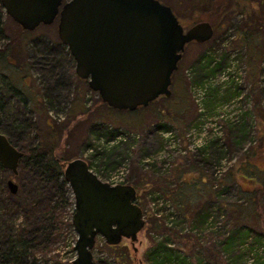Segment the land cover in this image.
I'll return each instance as SVG.
<instances>
[{"label": "rangeland", "instance_id": "1", "mask_svg": "<svg viewBox=\"0 0 264 264\" xmlns=\"http://www.w3.org/2000/svg\"><path fill=\"white\" fill-rule=\"evenodd\" d=\"M66 1L68 0H63ZM159 1L172 8L185 30L199 20L206 22L202 19L201 11L204 5L213 3L215 17L212 21H207L213 28V36L203 44L190 43L185 47L172 76L169 98H158L147 107L133 112L108 108L102 103L98 93L90 90L87 81L77 77L75 63L57 35L58 19L51 25H41L34 31L22 32L5 14L3 8H0V50L9 45V50L0 54V100L3 105L0 109V133L23 153L37 144H47L57 148L58 158L82 159L103 181L116 176L117 172H123L124 180L128 184L136 185V195L138 194L144 208L148 206L146 195L150 190H168L179 215L182 216L180 212L189 214L211 199L210 175L216 156L210 152L208 157L189 154L180 158L174 154L175 161L169 173L151 171L143 166L142 161L165 146L162 136L165 132L162 127H170L171 131L183 136L198 123L191 88L194 86L193 81L201 75L197 65L199 57L213 47L230 51L232 56L229 65L242 69V87L252 97L258 113L254 132L257 144L247 146L246 143L243 150L244 144L237 146L230 139V135L237 137L238 134L228 133V129L227 140L233 153L230 158L233 162L221 180L223 184L228 183L230 196L225 202L231 206L230 225L243 226L249 231L246 244L234 252L237 264H264V195L257 194L256 200L244 203H237L234 196L240 189H261L259 183L264 177V83L261 89L255 84L261 70L264 73V0H228L227 10L223 6L227 4L224 0ZM195 70L196 79L194 76H186V71L191 76L190 71ZM12 90L17 95H12ZM260 96L262 101L259 100ZM48 124L52 126L51 130ZM245 148L250 152L245 151ZM253 149L260 150L259 158L254 160L253 173L258 185L251 182L253 186H242L240 179L235 180L238 176L235 169L250 156ZM3 179L14 181L17 185L15 194L7 186L3 187ZM39 179L40 175L26 169L18 168L17 174L0 170V255L6 249V234H15L26 228V224L33 222L14 203L18 200L30 202L34 199L49 202L51 205L60 204L61 193L49 186H41ZM68 189L62 215L57 218L58 239L49 244L46 251L41 248L31 250L27 256L12 252L16 264H58L65 258V252L68 251H65V246L77 238L72 227L73 197L69 186ZM154 222L156 221L153 218H146L137 240L132 243L129 239L122 238L119 245L123 248L116 250L109 247L102 237L97 236V246L92 253L94 264H119L115 259L119 251H128L131 258L128 264H150L145 253L155 241L150 233ZM155 226L159 231L177 235L173 248L180 246L190 258L195 259L192 252L195 251L196 244L192 245L190 238L195 237L194 235H181L176 230H167L159 223ZM216 239L217 235L210 233L204 238L206 245L201 246L207 250V245L211 244L212 248ZM194 240L200 245L195 238ZM204 252L205 255L212 254L215 258L211 249ZM231 255L233 256V252ZM216 260L217 264H230L223 254L219 257L216 255Z\"/></svg>", "mask_w": 264, "mask_h": 264}, {"label": "water", "instance_id": "2", "mask_svg": "<svg viewBox=\"0 0 264 264\" xmlns=\"http://www.w3.org/2000/svg\"><path fill=\"white\" fill-rule=\"evenodd\" d=\"M22 30L34 31L58 19L57 35L75 63V73L116 111H136L171 96L173 73L185 47L213 36L207 22L185 30L170 7L158 0H0ZM23 153L0 133V165L13 174ZM73 197L77 234L72 264H94L97 236L107 245L137 240L145 221L132 184L101 180L82 159L63 164ZM11 193L17 185L7 180Z\"/></svg>", "mask_w": 264, "mask_h": 264}, {"label": "trees", "instance_id": "3", "mask_svg": "<svg viewBox=\"0 0 264 264\" xmlns=\"http://www.w3.org/2000/svg\"><path fill=\"white\" fill-rule=\"evenodd\" d=\"M224 2H227V4H223L225 10H227L229 7L228 5L229 1L224 0ZM212 4L203 6L204 9L201 11L203 13L202 14L203 21L204 20L206 22L212 21L213 17H215L213 13L214 7H212ZM164 5L170 7L167 4ZM220 5H218V7H220ZM0 8H2L1 5ZM208 8L211 9L209 10ZM207 9L211 11V14L208 12ZM176 17L177 19H179L178 16ZM199 22L201 21L199 20ZM19 29L22 32H26L21 28ZM1 32H2V24L0 17V33ZM8 50H9V45H7L4 50L2 51L0 50V54H3ZM218 50H220L219 47L218 49L216 48L214 49L213 47L212 50L209 49L199 57L197 65H198V70H200L201 72V75L199 77L196 76L199 82L207 78L212 79V77H214L217 73H220L229 63L230 55L232 53L230 51H225L224 49L220 51ZM195 73H197L196 70ZM196 77L194 75L195 79ZM221 88L222 87H218V86L209 87L208 90L209 98L208 101L206 102L207 112L212 111L218 102L229 101L233 99L239 94L240 91L239 87H237L236 85H228L224 88V90ZM0 91H2V89H0ZM14 91L13 90L11 91L12 95H17L16 91L15 92ZM2 108L3 105L0 100V109ZM255 114H256L255 120L257 122L258 113L256 108H255ZM251 120H252L251 116L245 113L242 119L240 120V122L236 124L234 123L227 124L225 127L226 136L224 139L225 141L224 145L220 144V142L217 140L214 141L212 140L206 146L200 149L198 153H196L195 155L199 154L202 157H205L206 155L208 157L209 155L208 152H210L214 156H216L213 160L214 162H216L225 154L226 151L229 152L230 154H233L228 144L229 142L227 140L228 129H229L228 133L235 132L239 136V137L238 136L235 137V135L233 134L230 135V139L235 145L239 146L241 144H244L242 146L243 150L244 147L246 146V143L250 144V146H255V145H251L254 141H256L257 144V136L253 135V131H252L253 126ZM47 126L49 127L50 130L52 129L51 125L48 124ZM162 128L164 129L163 131H171L170 127L164 126ZM254 131H256V125ZM9 142L13 145V143L10 140ZM13 146L15 147V145ZM223 146L226 147V150L223 148ZM56 151L57 148L54 146H50L47 144H37L29 148L25 153L22 152L23 157L19 161L18 168L20 170L26 169V171L27 170L32 171L35 175H40L41 179H39L40 181L39 184L41 186H45V187L49 186L50 188H54L55 190H58L61 193V202L58 205H51L49 202H45L43 200L32 199L30 200V202H27L25 200H21V201L18 200L16 203H14L15 205L18 206L19 209L22 208L25 213V216L28 217L27 219H33V222L31 224H26L28 225L26 228L20 229V231H18L15 234H10V233L6 234L4 239L7 245H6V249L3 251V254L0 255V264H16L17 261L13 259L12 252H17L21 255L27 256L29 255V253H31L29 252L31 250H36L41 248V250L46 251L49 249L48 246H50L51 243H53L57 238L58 235L57 230L59 229L58 226L59 221H57V218L60 215H62V209L64 208L66 201L65 197L66 195H68L69 192L68 184L66 183L63 177V164L70 160H73V158H58L56 155ZM245 151H249V149H245ZM0 170L4 171L5 169L2 168V166L0 165ZM253 173L254 171H250L251 175H253ZM210 181L212 187L211 199L208 200L207 203H203L197 208L193 209L189 214L181 213V212L180 214L182 215V217L191 218V220L195 222L194 224L198 226H202L208 221V218L212 215V212L214 211L221 212L224 210L226 216V221H225L226 223L224 224L223 231H219L218 233L216 232L218 239L215 240V245H213L212 248H210L211 244H209L207 245L208 249L205 250L203 249L204 246H201L198 243L194 242L195 241L194 237H190L192 240V245L196 244L195 251L194 252L191 251L192 253L195 254V259H192V257L190 258L187 255V252L184 249L180 248V246H178V248L167 246V242L170 240V238H172L174 242L177 241V235H172L170 233V235L166 237L163 241L160 242L153 241L154 243L146 251L145 256L150 264H217L216 255H218L219 257L222 254L228 258V263L237 264V258L236 256H234V252L236 249L246 244V239L249 238V234H248L249 231L248 228H245L243 226L230 225L232 224L231 217L229 214L231 206H229L228 203L225 202L226 201L225 199L230 196L227 186L228 183L223 184L222 180H220V184L218 188L214 189L211 176H210ZM1 184L3 185L4 188H6L7 181H4L3 179L1 181ZM256 184L258 185L257 182L254 185ZM259 185H261V189L260 188L259 189L253 188L252 190L240 189L238 192H236L234 196L237 200V203L240 202L244 203L245 201L248 200L254 201L258 198V195H264V177L261 178V183H259ZM134 187L137 189L136 185H134ZM159 189L162 190V192L172 200V195L168 190H163L162 188ZM263 199L264 196L262 197V200ZM139 200H140L139 196L137 195L136 197L137 204H141ZM172 202L176 207L173 200ZM251 203L253 202L251 201ZM176 209L178 210L177 207ZM241 218L243 219V217ZM153 224H154L153 230L158 232H164L162 230L159 231L156 229L157 226H155V224H157V222H154ZM180 238L183 237L180 236ZM109 247L113 248V250H116L117 248L122 246L118 244L111 246L109 245ZM217 248H219V250ZM210 249H211V253L214 252L215 258L214 255L211 256L212 254L205 255L204 251L209 252ZM232 252H233V256L231 255ZM115 259L116 261H118L119 264H128V262L130 263L131 260L128 251L127 252L119 251Z\"/></svg>", "mask_w": 264, "mask_h": 264}, {"label": "built area", "instance_id": "4", "mask_svg": "<svg viewBox=\"0 0 264 264\" xmlns=\"http://www.w3.org/2000/svg\"><path fill=\"white\" fill-rule=\"evenodd\" d=\"M231 56L232 54L230 57ZM229 64L230 63H228L220 73H217L212 77V79L207 78L201 82H199L198 79L197 81L194 79L197 83L195 81L192 83L194 86L191 88V98L197 109L198 123L189 128L183 136L176 131H164L165 133H163L162 136L165 140V146L155 155H150L142 161L145 168L160 173H169L173 168V163L175 161L174 154L180 156V158L186 157L189 154L195 155L212 140H217L220 144L224 145L226 125L229 123L236 124L240 122L245 113L252 118L251 123L254 135L256 114L253 99L250 95L246 94V91L242 87V69ZM190 72L192 74L191 76L189 71H186V76L190 78L196 74L195 71ZM257 80L256 84L259 89H261L264 83V73L262 70ZM228 85H236L239 87V94L229 101L218 102L212 111L207 112L206 102L209 98V87L218 86L222 87L221 89L224 90ZM259 100L262 101L261 96L259 97ZM251 145H256V141ZM247 146H250V144ZM223 148L226 150V147L223 146ZM231 155L232 154L226 151L218 161L214 162L210 175L214 189L218 188L220 180L225 172L232 166L231 164L233 160L230 159ZM115 175L116 176L107 180V182L112 185L127 183L124 180L123 172H117ZM146 196L148 198V206L147 208H143V217L145 220L146 218L151 217L159 224H162L167 230H176L181 235L190 233L195 236L194 238L200 243V245H205L204 238L210 233L217 234L224 229V224L226 223L224 210L221 212H212L208 221L204 225L198 226L194 224L195 222L193 220L180 216L172 200L166 196L162 190H150ZM150 233L156 242H160L168 237L171 232L167 233L152 230ZM69 243L71 244L65 246V251L68 250L65 252V258H63L58 264H72V261L76 256L74 250L75 240L70 241ZM174 244L175 242L172 238L167 242V246L169 247H173ZM96 246L97 245L95 244L93 251Z\"/></svg>", "mask_w": 264, "mask_h": 264}, {"label": "crops", "instance_id": "5", "mask_svg": "<svg viewBox=\"0 0 264 264\" xmlns=\"http://www.w3.org/2000/svg\"><path fill=\"white\" fill-rule=\"evenodd\" d=\"M259 156H260V150L253 149V150H251L250 156H248V158L245 161L241 162L239 164V167L238 166L236 167L235 171H238L237 172L238 176L235 177L236 178L235 180L240 179L242 186H244L246 184L252 185L253 183H251V182H254V184L256 183L257 179H256V177H254L253 175L250 174V171H255L254 160L259 158ZM250 190H252V189H250Z\"/></svg>", "mask_w": 264, "mask_h": 264}, {"label": "flooded vegetation", "instance_id": "6", "mask_svg": "<svg viewBox=\"0 0 264 264\" xmlns=\"http://www.w3.org/2000/svg\"><path fill=\"white\" fill-rule=\"evenodd\" d=\"M192 43H194V42H192ZM163 98V97H162Z\"/></svg>", "mask_w": 264, "mask_h": 264}]
</instances>
